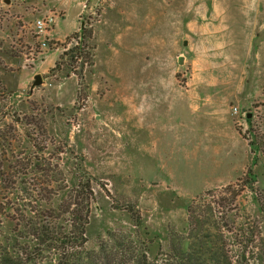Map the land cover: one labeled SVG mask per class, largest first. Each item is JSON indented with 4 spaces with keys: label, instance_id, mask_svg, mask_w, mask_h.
<instances>
[{
    "label": "rangeland",
    "instance_id": "obj_1",
    "mask_svg": "<svg viewBox=\"0 0 264 264\" xmlns=\"http://www.w3.org/2000/svg\"><path fill=\"white\" fill-rule=\"evenodd\" d=\"M51 13L43 45L35 21ZM82 20L91 59L51 71ZM0 92V156L90 180V247L149 234L154 253L200 234L190 207L201 234L264 235V0H0ZM233 123L247 156L215 133Z\"/></svg>",
    "mask_w": 264,
    "mask_h": 264
},
{
    "label": "trees",
    "instance_id": "obj_2",
    "mask_svg": "<svg viewBox=\"0 0 264 264\" xmlns=\"http://www.w3.org/2000/svg\"><path fill=\"white\" fill-rule=\"evenodd\" d=\"M80 59H91L81 41L51 71L61 63L72 71ZM47 161L0 156V264H264L263 234L241 238L225 234L224 225L222 234H201L210 221L198 207L189 208V222L200 234H169L154 253L149 234L101 235L90 247L93 186L83 175L68 185L63 171Z\"/></svg>",
    "mask_w": 264,
    "mask_h": 264
},
{
    "label": "crops",
    "instance_id": "obj_3",
    "mask_svg": "<svg viewBox=\"0 0 264 264\" xmlns=\"http://www.w3.org/2000/svg\"><path fill=\"white\" fill-rule=\"evenodd\" d=\"M239 79H238V85L241 86L242 83H243V80H242V78H239ZM257 108L262 110L261 106H258ZM214 112H215V115H220V112L219 111H214ZM251 117H255V115L253 116V114L249 112V116H248V119L247 120H250ZM214 130H215V133L222 134L227 139H229L230 140L229 141L230 144H232L234 146L235 145H239L241 148H243L244 154H246V156L248 155L245 146L242 145V143H241V138L243 139V137H242L240 131H238V129L235 127L234 123H233V126H230V128L223 129L221 127H217V128L215 127ZM245 167H246V165L245 166L244 165L242 166V170L243 171H244ZM233 177H234L233 175H228L226 177L220 178L213 185L222 186V185L226 184L227 182H229L231 179H233Z\"/></svg>",
    "mask_w": 264,
    "mask_h": 264
},
{
    "label": "built area",
    "instance_id": "obj_4",
    "mask_svg": "<svg viewBox=\"0 0 264 264\" xmlns=\"http://www.w3.org/2000/svg\"><path fill=\"white\" fill-rule=\"evenodd\" d=\"M54 18H55V15L51 13L44 17H40L35 21V31H36V34L38 35V38L39 39L42 38L41 41L43 45H46V40L48 38V35H50L51 30L53 29ZM232 111L234 115L241 114V119H243L244 121H247V118L249 115L247 111L244 110L243 112L240 113V108L238 106H233Z\"/></svg>",
    "mask_w": 264,
    "mask_h": 264
},
{
    "label": "water",
    "instance_id": "obj_5",
    "mask_svg": "<svg viewBox=\"0 0 264 264\" xmlns=\"http://www.w3.org/2000/svg\"><path fill=\"white\" fill-rule=\"evenodd\" d=\"M86 27H87L86 21L85 20H82V22H81V28H80V41H81V43H83V40H84V33H85V28ZM34 79L35 80H34L32 86H31V91H33V89L35 87L43 84V77L41 76V74H36Z\"/></svg>",
    "mask_w": 264,
    "mask_h": 264
},
{
    "label": "bare ground",
    "instance_id": "obj_6",
    "mask_svg": "<svg viewBox=\"0 0 264 264\" xmlns=\"http://www.w3.org/2000/svg\"><path fill=\"white\" fill-rule=\"evenodd\" d=\"M182 58H180V62H181Z\"/></svg>",
    "mask_w": 264,
    "mask_h": 264
}]
</instances>
